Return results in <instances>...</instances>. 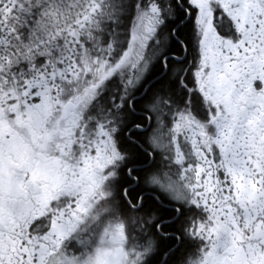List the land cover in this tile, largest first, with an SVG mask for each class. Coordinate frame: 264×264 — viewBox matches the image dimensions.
<instances>
[{
    "label": "snow or ice",
    "instance_id": "obj_1",
    "mask_svg": "<svg viewBox=\"0 0 264 264\" xmlns=\"http://www.w3.org/2000/svg\"><path fill=\"white\" fill-rule=\"evenodd\" d=\"M0 264H264V0H0Z\"/></svg>",
    "mask_w": 264,
    "mask_h": 264
}]
</instances>
